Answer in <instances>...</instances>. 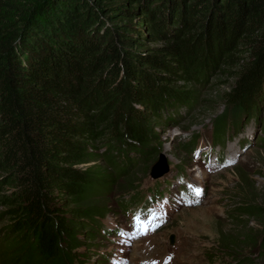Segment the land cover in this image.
I'll return each instance as SVG.
<instances>
[{
  "label": "trees",
  "instance_id": "trees-1",
  "mask_svg": "<svg viewBox=\"0 0 264 264\" xmlns=\"http://www.w3.org/2000/svg\"><path fill=\"white\" fill-rule=\"evenodd\" d=\"M213 74L229 79L213 133L228 111L241 131L264 98V0H0V263L72 264L121 157L146 162ZM245 210L264 257V206Z\"/></svg>",
  "mask_w": 264,
  "mask_h": 264
},
{
  "label": "rangeland",
  "instance_id": "rangeland-1",
  "mask_svg": "<svg viewBox=\"0 0 264 264\" xmlns=\"http://www.w3.org/2000/svg\"><path fill=\"white\" fill-rule=\"evenodd\" d=\"M224 81L229 82L224 75H209L196 87V103L167 111L155 124L156 142L151 143L156 150L146 162L131 153L129 164L121 157L124 174L103 197L108 210L100 219L99 233L91 239L79 236L81 246L72 264H162L168 256V264H264L261 249L247 239L256 236L261 225L245 210L264 206V98L241 131L227 120L228 111L224 130L212 133L213 120L226 110ZM193 134L200 138L193 139L188 152L185 143ZM201 140L206 145L197 150ZM211 141L219 145L211 146ZM160 154L167 171L153 179L150 173ZM178 174L189 180L190 189L177 184ZM130 180H135V188L118 192ZM147 187L165 197L149 204L151 213L144 214L150 220L155 212L152 223L160 227L137 235L136 216L129 211L136 205L126 208L123 203L135 200L130 197L135 193L147 194ZM247 257L251 260H244Z\"/></svg>",
  "mask_w": 264,
  "mask_h": 264
},
{
  "label": "snow or ice",
  "instance_id": "snow-or-ice-1",
  "mask_svg": "<svg viewBox=\"0 0 264 264\" xmlns=\"http://www.w3.org/2000/svg\"><path fill=\"white\" fill-rule=\"evenodd\" d=\"M201 194L200 190H197V195ZM136 222V229L139 232L140 235H147L149 231H155L156 228L160 227V224H155L153 226L152 222L157 219L156 213L153 212L151 214V219L146 221H141L140 214H137V216L134 218ZM124 233H121L123 235ZM170 259V258H169ZM153 264H156V262H153Z\"/></svg>",
  "mask_w": 264,
  "mask_h": 264
},
{
  "label": "water",
  "instance_id": "water-1",
  "mask_svg": "<svg viewBox=\"0 0 264 264\" xmlns=\"http://www.w3.org/2000/svg\"><path fill=\"white\" fill-rule=\"evenodd\" d=\"M162 164H164V158H163V156L160 154V155H159V158H158V160H157V162H156V163L153 165V167H152V170H151V173H150V175H151L152 177H156V176H158L161 172H164V170L160 168V166H161ZM164 165H165V164H164ZM165 167H166V165H165ZM172 240H173V237L171 236V237H170V241H172Z\"/></svg>",
  "mask_w": 264,
  "mask_h": 264
},
{
  "label": "bare ground",
  "instance_id": "bare-ground-1",
  "mask_svg": "<svg viewBox=\"0 0 264 264\" xmlns=\"http://www.w3.org/2000/svg\"><path fill=\"white\" fill-rule=\"evenodd\" d=\"M164 167H165V165H164V164H162V165L160 166V168H161V169H164Z\"/></svg>",
  "mask_w": 264,
  "mask_h": 264
}]
</instances>
